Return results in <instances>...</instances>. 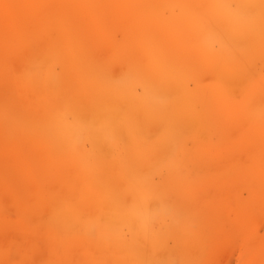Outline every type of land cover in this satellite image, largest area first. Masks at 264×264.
I'll return each mask as SVG.
<instances>
[{"label":"rangeland","instance_id":"obj_1","mask_svg":"<svg viewBox=\"0 0 264 264\" xmlns=\"http://www.w3.org/2000/svg\"><path fill=\"white\" fill-rule=\"evenodd\" d=\"M62 5L34 3L36 19L31 22L21 17L10 20L3 14L4 7L16 10L17 6L0 3V264L96 263L101 258L96 242L103 238L93 242L84 227L75 231L84 221L96 230L109 225L104 238L109 259L113 253L130 250L117 233L129 238L133 230L122 219L113 221L114 216L123 215L113 209L104 214L85 205L83 194L76 190L82 181L79 168L43 129L53 122L46 111L53 108L49 95L60 100L66 92L77 95L74 89L65 91L77 71L95 76L96 84L101 78L111 84L129 78L134 64L123 50L129 16L122 15L116 22L101 17L97 21L102 31L90 38L80 31L82 21L88 28L86 17L82 20L81 15H74L64 28L68 35L61 37L49 15L59 12ZM155 7L169 16L165 3L159 1ZM9 24L16 27L13 32ZM73 33L80 34V42L88 47L68 56L63 44L67 45ZM212 45L218 48L217 42ZM238 45L243 49L240 67L229 81L225 99L211 107L219 112L201 109L200 126L186 123L174 135L169 154L183 160V175L170 179L171 188L161 194L166 199L159 207L168 215V225L154 224L155 212L150 221L153 235L149 233L145 240L161 236L163 243L160 253L152 245L159 260L151 264H264V50L247 37ZM47 71L54 84L31 88V75ZM193 75L184 76L191 90L208 89L217 80V74L208 71L197 78ZM181 89L176 84L166 90L164 98L177 97ZM133 90L143 92L138 84ZM47 91L51 93L48 100L43 96ZM195 104L200 108V101ZM59 109H52L53 116ZM160 129L156 120L146 122L145 139L157 138ZM154 161L161 167L166 160L158 156ZM128 168L132 173L140 170L139 178L147 183L163 182L164 174L153 166ZM146 171L148 178L143 175ZM124 199L128 209L132 208L131 197Z\"/></svg>","mask_w":264,"mask_h":264},{"label":"bare ground","instance_id":"obj_2","mask_svg":"<svg viewBox=\"0 0 264 264\" xmlns=\"http://www.w3.org/2000/svg\"><path fill=\"white\" fill-rule=\"evenodd\" d=\"M52 1L63 4L59 12L49 15L55 22L53 28L61 37L68 35L64 28L69 22L67 19L74 15H81L82 20L86 17L88 28L82 21L80 31L93 38L102 31L97 21L101 17L116 22L122 15L129 16L127 45L123 48L126 58L134 64L129 78L116 84L101 78L96 84L95 76L77 71L69 81V87L65 86V91L74 89L77 95L66 92L60 100L51 97L48 91L43 94L46 100L47 95L50 96L51 107L61 108L55 116L53 108L46 109L53 122L52 127L49 125L43 129L50 132L62 152H68L73 165L79 168L82 181L76 190L83 194L85 205L96 207L104 214L115 210L123 216H114L113 221L122 219L125 226L133 230L129 238L117 233L130 250L113 253L109 259L104 245L109 225L96 230L92 223L83 219V225L75 226V231L84 227L93 242L103 238L96 242L101 258L94 264H151L159 260L152 245L160 253L163 243L161 236L158 240H145L149 233L153 235L150 221L155 212L154 224L168 225V215L159 207L166 199L161 194L171 188L170 179L183 175V160L173 159L169 154L174 135L186 123L200 126L201 111L211 112L216 100L225 99L229 81L236 76L242 61L239 56L243 49L238 44L243 39L247 37L254 46L264 50V0H0V3L17 6L16 10L4 7L3 14L10 20L21 17L35 22L32 5L43 2L45 6ZM159 1L169 8V16L157 11L155 5ZM175 7L178 12L173 11ZM13 27L16 29L12 26L11 32ZM80 36L73 33L67 45L63 44L68 56L77 55L88 47L80 42ZM213 42L218 43L217 49ZM207 71L217 74L216 82L208 89L197 87L191 90L184 82L185 75L192 73L197 78ZM52 81V73L47 71L31 75L30 85L31 88L40 84L49 86ZM137 84L142 86V94L133 90ZM176 84L182 85L177 97L164 98L166 90ZM197 100L201 102L200 108L195 104ZM148 101L150 105L146 104ZM211 110L219 112L217 107ZM251 115L254 117L256 113ZM151 120L159 122L161 129L157 138L148 140L144 137V130L146 122ZM108 152H112L110 157ZM158 156L166 160L161 167L160 162L154 161ZM124 165L127 170H123ZM144 166H153L158 173H163V182L147 183L139 178L142 176L140 170L132 173L128 168L137 170ZM143 175L150 176L148 171ZM127 196L133 201L130 209L124 199ZM69 212L75 216L73 210ZM76 218V224H80L81 220Z\"/></svg>","mask_w":264,"mask_h":264}]
</instances>
